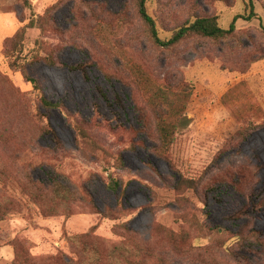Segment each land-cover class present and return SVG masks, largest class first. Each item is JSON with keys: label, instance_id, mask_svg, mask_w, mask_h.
<instances>
[{"label": "rangeland", "instance_id": "obj_1", "mask_svg": "<svg viewBox=\"0 0 264 264\" xmlns=\"http://www.w3.org/2000/svg\"><path fill=\"white\" fill-rule=\"evenodd\" d=\"M29 2L23 9L18 0H0V264L79 262L72 239L85 234L99 240L102 264L123 261L106 257L113 246L128 252L139 245L145 264H264L246 248L234 263L224 254L232 235L217 231L253 229L264 239V204H254L264 193V128L234 140L240 128L264 122V0L251 1L249 20V0H147L161 39L197 17L215 16L226 30L239 16L221 41L190 38L168 51L146 41L133 0ZM47 9L51 22L25 31L11 67L6 52L15 33ZM118 57L156 84L193 87L190 124L166 157L155 151L141 94L117 80ZM100 68L115 78L108 81ZM42 96L61 107L43 108ZM76 122H88L103 150L76 136ZM237 167L252 173L244 196L213 183L219 169ZM180 177L196 188L177 193ZM52 178L75 198L48 213ZM109 179L119 182L116 191ZM170 233L187 234V247L173 246Z\"/></svg>", "mask_w": 264, "mask_h": 264}, {"label": "trees", "instance_id": "obj_2", "mask_svg": "<svg viewBox=\"0 0 264 264\" xmlns=\"http://www.w3.org/2000/svg\"><path fill=\"white\" fill-rule=\"evenodd\" d=\"M18 1L23 9L31 8L29 0ZM251 1L252 0H249L250 14L246 18L248 20L254 15ZM133 3L136 17L140 21L141 27L143 26L144 28L143 33L146 41L152 48L160 51L171 50L190 38L221 41L230 36L235 31L234 23L236 19L239 18V16L234 18L229 28L225 30L219 27L217 23V17L215 16L197 17L194 18L193 21L184 23L174 29L168 39H161L158 35L154 19L147 12V0H133ZM50 10L52 9H47L43 15L32 18L27 24L19 27L15 33V36L11 40L10 48L6 52V56L9 57V64L11 67H16V62H18V54L22 52L25 31L29 28H39L40 31H42L44 26L52 20ZM16 53L17 56L14 57ZM42 60L45 61L49 66L55 65L51 58L46 57ZM118 61L119 64L116 67L119 72H122V79L117 80L126 85H133L135 90L141 94L144 101V107L149 110L148 112L150 113V117L153 122V128L156 137L155 151L159 156L166 157L170 146L174 142L176 134L181 129L187 128L190 124V119L187 118V109L192 99L194 91L193 87L183 82L176 84H156L145 75L141 66L133 63L130 59L118 57ZM100 70L103 73L105 79L108 81H111L115 78L114 73H110L103 68H100ZM26 81L32 84L34 88H39L35 79L26 76ZM40 102L41 106L48 110L61 107L59 103L48 101L43 96L41 97ZM144 107L141 109V115L138 116V121L142 124H144L145 119V116L142 115V112H144L143 109H145ZM251 124L248 127L240 128L235 135L234 140L238 143H241L252 132L260 128H264V122L260 124L255 123L254 125ZM87 127L88 122H76L74 124V132L76 136H78V138L84 144L89 143L98 149H102L101 146L93 143L94 141L86 131ZM117 162L119 165H122V159L120 157L117 158ZM219 170V174L213 183L218 184L221 187L232 188L237 193L243 195V188L248 186V182L251 179V170H249L247 167ZM50 187L52 193V197L50 199L51 203L50 205L44 204V209L48 213L54 211L56 207L59 206V204L68 202L69 200L75 198L74 195L57 179H51ZM108 188L112 191H116L119 188V182L114 179H109ZM195 188L196 184L194 180L184 179L182 177L177 180L174 186V190H176L179 194ZM248 198L252 202V197L249 196ZM181 201H185L183 202L185 205L190 204L187 199L183 198ZM254 204L263 206L264 193L259 201ZM185 221L188 222L186 219ZM193 221L195 225H198V222L195 220V218H193ZM202 229H204V226L199 223V230ZM220 230H225L226 232L228 231V233L232 235L231 238L234 241L229 247L224 248V254L234 263H238L240 261L241 258L239 252H241V250L244 251L243 248L256 253L259 257L264 256V239H260L259 236L254 233L255 231L253 229L249 231L239 230L236 232H231L227 228L217 229V231ZM169 240L173 246H181L182 248L187 247V243L189 241V239H187V234L182 233H179L178 235L170 233ZM72 241L79 250L78 252H80L81 261L73 263V261L68 260L66 263L63 262L62 264H102L103 260H105L98 248L100 247L99 240L96 237L85 234L82 236L73 237ZM116 255L118 256L117 258H123L121 264H145L144 261L146 260V249L139 245L126 252L121 246H113L109 250L106 257H112L114 259L113 261H115L117 259H115ZM53 260L57 259L55 258ZM59 261L60 259L57 262ZM114 263L119 264L120 262Z\"/></svg>", "mask_w": 264, "mask_h": 264}]
</instances>
